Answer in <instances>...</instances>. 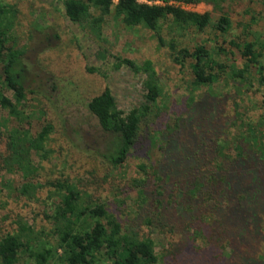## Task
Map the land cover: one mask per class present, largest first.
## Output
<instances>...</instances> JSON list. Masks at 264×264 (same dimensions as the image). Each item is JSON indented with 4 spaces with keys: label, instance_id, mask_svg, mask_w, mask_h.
Wrapping results in <instances>:
<instances>
[{
    "label": "rangeland",
    "instance_id": "obj_1",
    "mask_svg": "<svg viewBox=\"0 0 264 264\" xmlns=\"http://www.w3.org/2000/svg\"><path fill=\"white\" fill-rule=\"evenodd\" d=\"M115 4L113 0L112 6ZM174 5L190 12L209 13L212 21L220 15L229 20V29L223 34L212 28L170 32L169 18L160 25L163 41L174 39L179 48L189 49L204 45L224 68L210 87L192 92L187 65L180 68L175 64L153 32L140 26L125 28L111 12L103 17L99 35L93 37L68 22L62 6L54 0H0L1 7L12 8L10 14H0V29L7 33L5 47L21 53L24 89L23 100L16 106L17 117L0 109V133L4 126L26 130L31 136L44 126L50 128L43 152L31 153L35 173L23 177L16 167L0 169V238L17 234L23 242L32 239L29 251L40 249V244L52 245L54 225L50 217L61 193L51 185L65 181L79 193L81 208L101 204L123 232L138 238L148 235L156 264H238L226 258L227 246L235 247L236 240L230 241L222 234L200 235L193 228L187 231L183 225L174 226L170 224L173 221L158 217L151 201L155 194L151 167L157 168L160 160L155 133L173 127L175 119L184 118L191 102H198L203 93L221 102L217 112L210 115L220 123L219 132L213 136L217 135L215 139L222 142L223 150L214 151L212 158L220 159L221 153L233 155L240 133L252 131L264 141V80L260 81L264 77V54L260 50L264 43V6L261 0H223L220 11H213L205 2ZM245 42L252 43L259 54L260 69L244 63L241 47ZM97 52H102L105 60H99ZM110 56L136 63L149 61L161 94L158 119L141 123L125 162L113 168L99 157L109 136L100 130L85 105L106 87L119 110L137 107L142 101L143 76L122 68L112 70ZM88 68L95 72L88 73ZM235 72H241L242 78L234 77ZM5 94L12 100L10 92ZM138 165L144 166V172L138 170ZM23 186L32 188L24 191ZM21 227L28 231H21ZM185 238L188 245L183 247ZM241 246L239 242L237 247ZM247 246L264 260L263 235ZM33 262L25 252L17 264Z\"/></svg>",
    "mask_w": 264,
    "mask_h": 264
},
{
    "label": "trees",
    "instance_id": "obj_2",
    "mask_svg": "<svg viewBox=\"0 0 264 264\" xmlns=\"http://www.w3.org/2000/svg\"><path fill=\"white\" fill-rule=\"evenodd\" d=\"M54 1L62 6L68 22L93 37L99 35L103 17L110 12L125 28L140 26L153 32L157 43L167 48L175 64L180 68L187 65L192 92L212 86L223 73L224 68L212 59L204 45L179 48L174 39L165 42L159 36L160 25L167 18L170 32L189 28L202 32L212 28L225 33L229 29L225 15L212 21L209 13L190 12L172 4L205 2L213 11H220L219 3L223 0H117L113 6L112 0ZM156 1L161 5L152 4ZM261 4L264 6V0ZM11 12V7L0 6V14ZM6 42V30L0 29V109L8 116L17 117L16 106L24 97L19 66L21 53L6 48ZM241 49L244 63L257 65L260 69L259 54L254 51L253 44L245 42ZM260 50L264 54V43ZM96 56L105 60L102 52H97ZM108 59L112 70L122 68L143 76L142 101L137 107L119 110L106 87L85 105L100 130L109 136L104 153L99 157L113 168L125 162L135 145L141 123L158 119L157 101L161 94L149 61L136 63L116 56ZM87 72L93 73L95 69L88 68ZM232 75L242 78L241 72ZM263 80L261 77L260 81ZM6 92H10L12 100ZM220 104L214 96L203 93L198 102H191L192 107L184 118L175 119L173 127L155 133L160 160L157 168L151 167L155 184L151 201L158 217L173 221L170 224L174 226L180 224L187 231L193 228L200 235L222 234L230 241L236 240L235 247L227 246V259L238 264H264L262 256L247 246L264 236V141L252 131L248 132L249 135L240 133L236 136L233 155L221 153L220 159L212 158L214 151L223 150L222 142L215 139L217 135L213 136L219 132L220 123L210 115L214 110L217 112ZM261 105L264 107V100ZM49 130V126H44L31 136L26 130L4 126L0 133V169L6 171L16 167L23 177L35 173L31 153L43 152ZM137 168L144 172L143 165ZM51 186L61 193L50 217L54 225L52 245L40 244V249L34 247L29 251L32 239L23 242L17 234H7L0 238V264H17L20 254L25 252L33 264H156L153 242L148 235L138 238L134 233L123 232L117 220L101 204L81 208L79 193L65 181ZM23 187L24 191L32 188ZM21 228V231H28V228ZM239 242L240 248L237 247ZM187 245L185 238L182 246Z\"/></svg>",
    "mask_w": 264,
    "mask_h": 264
},
{
    "label": "built area",
    "instance_id": "obj_3",
    "mask_svg": "<svg viewBox=\"0 0 264 264\" xmlns=\"http://www.w3.org/2000/svg\"><path fill=\"white\" fill-rule=\"evenodd\" d=\"M113 1V0H112ZM115 2L117 1V0H114ZM147 3V2H146ZM147 4H151V3H147ZM152 4H156V5H161V3L160 2H158V1H156V2H153ZM172 4H174V3H172Z\"/></svg>",
    "mask_w": 264,
    "mask_h": 264
}]
</instances>
